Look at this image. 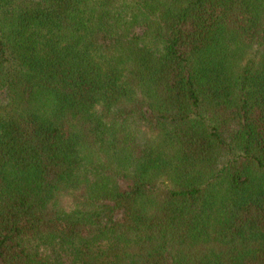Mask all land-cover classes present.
I'll list each match as a JSON object with an SVG mask.
<instances>
[{
	"label": "trees",
	"instance_id": "trees-1",
	"mask_svg": "<svg viewBox=\"0 0 264 264\" xmlns=\"http://www.w3.org/2000/svg\"><path fill=\"white\" fill-rule=\"evenodd\" d=\"M0 264H264V0H0Z\"/></svg>",
	"mask_w": 264,
	"mask_h": 264
}]
</instances>
